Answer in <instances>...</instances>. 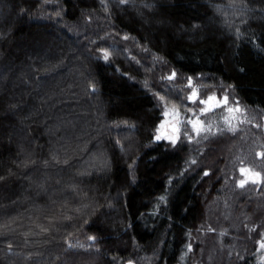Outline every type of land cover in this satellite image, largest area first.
<instances>
[{"label":"trees","instance_id":"obj_1","mask_svg":"<svg viewBox=\"0 0 264 264\" xmlns=\"http://www.w3.org/2000/svg\"><path fill=\"white\" fill-rule=\"evenodd\" d=\"M233 2L0 0V264H190L226 152L153 140L151 91L181 107L156 76L206 77L264 113V0ZM106 29L162 70L96 55Z\"/></svg>","mask_w":264,"mask_h":264},{"label":"rangeland","instance_id":"obj_2","mask_svg":"<svg viewBox=\"0 0 264 264\" xmlns=\"http://www.w3.org/2000/svg\"><path fill=\"white\" fill-rule=\"evenodd\" d=\"M216 1L215 10L223 20L228 22L242 16L241 9L237 8L239 2ZM219 3L221 6H218ZM98 38L97 41L103 38L108 41L106 44H96V55L110 59L116 54L113 53L114 49L119 48V54L135 63L142 73H149L147 67L150 69L151 65V74L154 69L162 70L160 59L156 60L143 48H136L126 37L106 29ZM104 44V47H99ZM131 46L134 51L137 50L139 58L134 56L136 52L133 54L129 50ZM155 79L158 83L167 82L182 86L185 95L183 102L180 101L182 106L179 107L171 103L170 99L151 91L162 115L153 140L159 138L158 134L163 127L177 122V132H168L160 140L169 148L180 147L182 150L196 152L202 159L213 146H217L216 149L223 147L226 155L222 156L221 166L214 169L218 174L217 180L222 179L224 174L235 175V169L243 158L256 160V150L262 151L260 152L264 159L262 111L244 105L235 98L231 89L206 77L180 78L174 71L167 70ZM177 89L179 90L178 87ZM194 166L199 169L200 165ZM225 184L213 189L203 198L204 217L194 231L189 246L190 264H239L244 262L246 257L250 258L251 264H263L264 190L254 186L238 190L236 187L232 189L230 186H224Z\"/></svg>","mask_w":264,"mask_h":264},{"label":"flooded vegetation","instance_id":"obj_3","mask_svg":"<svg viewBox=\"0 0 264 264\" xmlns=\"http://www.w3.org/2000/svg\"><path fill=\"white\" fill-rule=\"evenodd\" d=\"M177 127L178 123L176 122L169 126L163 127L162 132L172 133V131H175L176 133ZM160 140L161 138H158L157 142L160 143ZM260 151L256 150V160H249L248 158H243V160L240 162V165L235 169V175L224 174L223 178L221 179L220 185L227 183V185L230 186L232 189L236 187L238 190L246 186H254L257 189L258 187H260L264 190V159L263 155L261 156L262 151ZM226 179L228 182L226 181L224 183V180Z\"/></svg>","mask_w":264,"mask_h":264},{"label":"water","instance_id":"obj_4","mask_svg":"<svg viewBox=\"0 0 264 264\" xmlns=\"http://www.w3.org/2000/svg\"><path fill=\"white\" fill-rule=\"evenodd\" d=\"M172 133H175V131H172ZM166 134H167V133L161 131V132L158 134V137H159V138H164V137L166 136Z\"/></svg>","mask_w":264,"mask_h":264}]
</instances>
